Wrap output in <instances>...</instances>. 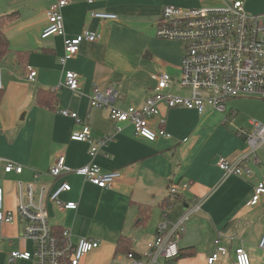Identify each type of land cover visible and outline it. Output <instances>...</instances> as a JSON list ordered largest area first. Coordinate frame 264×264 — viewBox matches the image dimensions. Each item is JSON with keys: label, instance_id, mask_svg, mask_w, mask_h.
Segmentation results:
<instances>
[{"label": "crops", "instance_id": "1", "mask_svg": "<svg viewBox=\"0 0 264 264\" xmlns=\"http://www.w3.org/2000/svg\"><path fill=\"white\" fill-rule=\"evenodd\" d=\"M56 1L0 0V15L18 13L4 28L10 51L0 64V87L4 92L0 101V187L5 208L16 211L19 217L0 230V264H33L30 260H9L12 250H28L29 240L20 238L26 220L17 206L18 184L30 181H35L37 193L41 188L45 190L49 223L55 232L68 231L73 245L81 237L99 240V246L85 254L81 264L126 262L124 253L115 254L121 236L140 253L157 233L159 224L176 220L196 202H200V209L185 221L178 239L179 264H208L218 233L229 251L214 264H236L237 247L248 252L252 264H264V251L258 246L264 231V196L251 203L254 185L264 180V145L249 155L250 177L225 175L216 165L220 156L236 158L247 151L244 137L237 134L240 128L231 129L222 117L240 107L235 100L225 102V111L207 107L203 113L158 103V113L149 121L153 128H164L169 137L155 141L136 136L131 124H122L93 159L103 171H120L121 176L111 188H99L75 173L57 178L47 174L61 154L71 168L91 160L89 144L70 138L81 125L60 114V109L77 112L81 122L89 125L93 138L113 131L108 108L90 106L94 85L114 86L119 96L112 105L126 108L151 96L155 74L165 72L173 84L170 92L188 95L189 90L178 83L181 43L156 36L165 6L218 7L241 1L246 10L261 13L264 0H68L61 11L66 35L89 29L99 32L100 38L82 41L77 54L64 63L60 60L63 37L41 36L47 10ZM90 10L111 12L116 18L100 20L90 16ZM135 43L142 45L139 50H135ZM27 64L36 70L34 81L27 80ZM67 70L79 74L80 92L58 87ZM48 90L55 97L50 108L36 103V95ZM244 108L251 109L252 120L264 121V102H244ZM243 129L251 131V119ZM8 161L21 165L22 171L6 172ZM64 181L71 189L61 192L59 199L76 202L75 209H61L48 198ZM172 185L177 189L170 194ZM140 216L145 220L141 221ZM189 248L192 254H188Z\"/></svg>", "mask_w": 264, "mask_h": 264}, {"label": "built area", "instance_id": "2", "mask_svg": "<svg viewBox=\"0 0 264 264\" xmlns=\"http://www.w3.org/2000/svg\"><path fill=\"white\" fill-rule=\"evenodd\" d=\"M92 0H88L91 2ZM68 0H57L47 10V24L42 30V37L60 35L63 37L62 63L75 56L82 41L93 42L100 38V33L84 29L80 33L68 37L65 33L62 8ZM90 16L100 20L115 19L111 12L90 10ZM156 36L162 39L175 40L182 45V59L178 83L189 90L188 95H178L170 92L173 84L171 77L165 72L155 74L156 86L154 93L139 105L121 108L112 105V100L119 96L114 86L99 88L94 85L89 96L91 107H107L109 119L113 123V131L100 138H93L90 127L82 123L77 112L70 109H60V114L73 118L81 125L72 131L70 138L89 144V163L71 168L64 155H58L55 162L47 170L53 178L68 173H75L95 186L107 189L121 176L120 171H103L94 157L102 147L122 129V124H131L134 134L148 141L159 137H169L164 128H153L150 118L158 113V103L163 102L168 107H186L203 113L207 107L220 112L225 111V102L235 97H254L264 100V12L249 13L241 1H233L218 7L183 8L165 6L161 11L156 27ZM36 70L26 65L28 81H34ZM66 87L80 92L79 74L73 70L64 72L63 80L58 87ZM252 129L237 131L247 144V151L236 158L220 156L216 165L225 175L247 176L252 174L248 165L250 154L264 145V121L251 120ZM23 167L8 161L4 170L20 173ZM39 173L35 174L37 177ZM184 184L183 187H186ZM71 186L62 182L48 198L58 204L61 209H75L76 202H62L59 194L68 191ZM177 186L172 185L168 193L176 192ZM18 213L26 220L22 228V239H29L33 244L31 251L14 249L9 254V260H30L33 264H81L85 254L99 246V240L81 237L75 245L70 242L68 231L63 230L61 236L54 234L49 223L45 206L47 198L44 188L37 193L35 181L18 184ZM264 196V180L254 185L251 203H256ZM200 209V202L192 204L176 220H165L159 224L158 231L146 243V248L140 253H126V262L119 264H179L178 239L184 232V223L189 216ZM14 215L4 206V192L0 187V230L5 224H13ZM1 237V236H0ZM221 233L215 238L216 249L207 258L208 264H214L221 256L228 254V247L220 242ZM259 248L264 251V231L261 235ZM236 264H252L248 252L242 247L235 249Z\"/></svg>", "mask_w": 264, "mask_h": 264}, {"label": "trees", "instance_id": "3", "mask_svg": "<svg viewBox=\"0 0 264 264\" xmlns=\"http://www.w3.org/2000/svg\"><path fill=\"white\" fill-rule=\"evenodd\" d=\"M17 17H18V13H15V12L0 15V64L5 60L7 54L10 51V42L5 35L4 28L9 23L14 21ZM3 93H4L3 89H1V87H0V101L2 99ZM54 98H55L54 93L52 91H50V90L45 91V92L40 91L36 95V103L38 105H42V106L50 108L52 106V101L54 100ZM166 201H168V200H166ZM169 201H170V199H169ZM166 203H167V205L169 204V202H166ZM140 217H141L140 218L141 221L145 220L144 216H140ZM52 231L54 232V234H57L60 236L62 234V231L57 233L53 230V228H52ZM189 249L190 250H189L188 254H192L193 249L192 248H189ZM129 252L137 254V252H135L131 249L129 240L126 237L121 236L117 242L115 254H118V253L126 254ZM179 255H180V251H179Z\"/></svg>", "mask_w": 264, "mask_h": 264}, {"label": "rangeland", "instance_id": "4", "mask_svg": "<svg viewBox=\"0 0 264 264\" xmlns=\"http://www.w3.org/2000/svg\"><path fill=\"white\" fill-rule=\"evenodd\" d=\"M246 10V9H245ZM249 13H253L251 11L246 10ZM142 45H139L138 43H135L134 48L135 50H139L140 47ZM135 64H137V58H135ZM187 94H189V91L187 92ZM228 100H235L236 102H238L239 106L238 109L236 110L235 113L230 112V113H224L222 115L223 119H224V123L226 125H228L231 129L233 127H238V128H244V126H247V121L248 119L252 120L253 118V113L251 112V109L249 108H244V102L248 103H252V102H259V103H263L264 100L259 99V98H254V97H235V98H230ZM227 116V117H225ZM238 130V129H237ZM11 212L13 213L15 218H19L18 214L16 211L11 210ZM29 240V239H26ZM31 240L27 241L28 242V250L31 251L33 248V244H31L32 242H30Z\"/></svg>", "mask_w": 264, "mask_h": 264}]
</instances>
